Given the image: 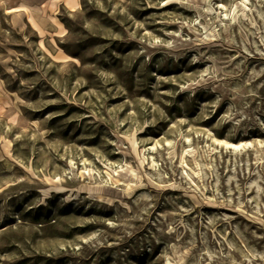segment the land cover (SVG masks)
I'll return each mask as SVG.
<instances>
[{"label": "rangeland", "instance_id": "1", "mask_svg": "<svg viewBox=\"0 0 264 264\" xmlns=\"http://www.w3.org/2000/svg\"><path fill=\"white\" fill-rule=\"evenodd\" d=\"M5 2L0 264H264V0Z\"/></svg>", "mask_w": 264, "mask_h": 264}, {"label": "crops", "instance_id": "2", "mask_svg": "<svg viewBox=\"0 0 264 264\" xmlns=\"http://www.w3.org/2000/svg\"><path fill=\"white\" fill-rule=\"evenodd\" d=\"M24 2H25V0H20V2H19L18 4H22L23 6H25L26 4H25ZM54 3H55V1H54ZM56 3H57V2H56ZM13 4H14L13 6L17 7V3H16V1H14ZM47 4H48V6H49V3H47ZM51 4L53 5V3H51ZM59 4H65L66 6L75 5V8H76V7H77L76 5L79 4V0H59ZM6 5H7V6H10V3L7 2ZM42 5H44V4L42 3ZM10 7H12V6H10ZM17 13H20V14H22L23 16H26L27 11L24 10V9H19V10L17 11Z\"/></svg>", "mask_w": 264, "mask_h": 264}, {"label": "bare ground", "instance_id": "3", "mask_svg": "<svg viewBox=\"0 0 264 264\" xmlns=\"http://www.w3.org/2000/svg\"><path fill=\"white\" fill-rule=\"evenodd\" d=\"M12 0H7V2H11ZM7 2H5V4L7 3ZM172 155V154H171Z\"/></svg>", "mask_w": 264, "mask_h": 264}]
</instances>
